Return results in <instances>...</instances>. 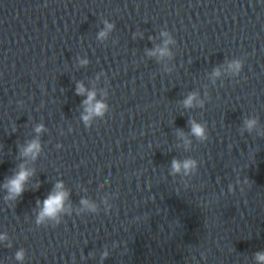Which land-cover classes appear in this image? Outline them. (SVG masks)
Masks as SVG:
<instances>
[{"label": "clouds", "instance_id": "obj_1", "mask_svg": "<svg viewBox=\"0 0 264 264\" xmlns=\"http://www.w3.org/2000/svg\"><path fill=\"white\" fill-rule=\"evenodd\" d=\"M105 23V30L101 31L98 34L99 39H104L107 36V33L111 31L114 27L113 24ZM162 36H167V32L161 33ZM170 43V40H165L164 47H160L155 49L154 51L149 52V55H159V57H164L170 55V52L167 48V44ZM81 64H87V60H81ZM237 73L240 71L242 64L240 61H234L229 65ZM218 74V73H217ZM76 92L78 95H84L86 89L83 83H78L76 87ZM96 92L95 91H87V99L83 101L85 105V113L82 115V119L86 125L89 124L93 117H102L107 111V105L95 99ZM196 100V94L192 93L187 96V98L183 101V104L186 108L192 107L193 102ZM257 124L256 119H248L245 121L246 128L251 131L255 125ZM191 135L196 137L199 140L207 139V132L203 125L197 123L195 120L189 121ZM43 130V125H38L35 129L37 133ZM179 135L183 137V132H179ZM41 151V144L38 139H34L30 141L26 147L22 149L21 154L25 157H31L33 160L36 159L39 152ZM197 163L194 159H185L183 161L173 159L171 162V172L172 174H177L183 172L184 175H189L194 173L196 170ZM33 175V170L27 169L23 164L19 166V171L10 179L6 181L4 184V188L7 190L6 200H16L18 197L22 195L25 188L24 185L27 182L28 178ZM64 186L62 182H57L55 185V191L50 193L46 199L42 202V208L39 211L36 217V223L43 224L46 220H53L59 223V215L66 211L65 202L68 199L69 193L63 190ZM80 203L89 208L92 211H95V205L90 204L88 200L82 199ZM37 204L40 205L41 201H37ZM7 239L6 235H0V241ZM24 250L21 249L15 253V259L17 261L24 260ZM104 256H107V252L104 253ZM256 260L260 262V264H264V252L256 253Z\"/></svg>", "mask_w": 264, "mask_h": 264}]
</instances>
